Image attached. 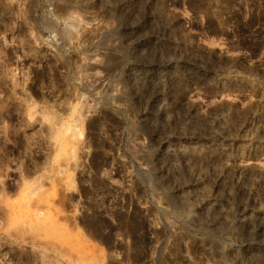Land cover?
<instances>
[{"label":"rangeland","instance_id":"rangeland-1","mask_svg":"<svg viewBox=\"0 0 264 264\" xmlns=\"http://www.w3.org/2000/svg\"><path fill=\"white\" fill-rule=\"evenodd\" d=\"M260 29L264 0H0V183L44 174L67 215L13 191L1 243L35 264H264ZM77 119L70 160L55 130Z\"/></svg>","mask_w":264,"mask_h":264},{"label":"bare ground","instance_id":"bare-ground-1","mask_svg":"<svg viewBox=\"0 0 264 264\" xmlns=\"http://www.w3.org/2000/svg\"><path fill=\"white\" fill-rule=\"evenodd\" d=\"M259 18L260 17L257 14L254 16L253 20H258ZM224 21L226 22V20H222L223 25L225 24ZM245 72H247L249 75H253V71L249 70V71H245ZM29 106L30 107L33 106V109L35 108L34 104H31ZM80 110H81V107L79 105H77V108H74L73 112L78 113V111H80ZM78 114L81 115L80 112ZM52 127H55V124L53 125V123H52ZM60 134L66 138V140H63V142H62L63 148L65 150L71 151L69 158H70V160H74V158H75L74 143L77 139H83V137H84L83 129H82V120H80V119L74 120L71 124L61 123L60 127L57 130H55V135H60ZM41 170H42V168H41ZM20 174H21V176H25V178L27 179V177L30 174H32V171L28 170L27 166H24V169L21 170ZM61 176L65 180L64 186L66 188H68L69 190L75 189L74 172L73 171L66 170V171H64L63 175H61ZM43 177H45L44 174L40 175L39 177L35 178L32 181H27V180H24V182L21 181L18 184H15L14 188H8L5 186V184L3 182H1L0 183V198L8 197L10 195V193L14 191V192L20 193L23 196H25L26 198H28L29 202H34L37 204H44L47 207H50V210H54L57 214L62 215V216L67 218V215L65 214L64 208L62 210H60L58 208H55L52 204V202L57 198L58 186L55 184H52L50 190H48V191H50V193H47L46 188L44 187L43 183L40 181L43 179ZM46 179H48V177H46ZM95 213H98L96 206H95ZM0 219H1V217H0ZM49 222L51 224L56 223V217H53L50 211H49ZM89 227H90V230H91L93 235L100 237V231H99V225L98 224H96L95 222H90ZM128 231L130 232V230H128ZM83 235H84L83 232L78 233L79 237H83ZM104 240L109 245V243H110L109 237H104ZM1 242L2 241H0V260L6 254H8L9 257H11V259L14 258V256L10 255V252L12 250L10 251L8 249L9 247L7 245L1 243ZM98 250H99L98 252L100 254V257L103 259L104 258L103 250L102 249H98ZM15 258L18 260H22L25 264H35L34 261H32L31 259H26V260L20 259L18 255H15Z\"/></svg>","mask_w":264,"mask_h":264},{"label":"flooded vegetation","instance_id":"flooded-vegetation-1","mask_svg":"<svg viewBox=\"0 0 264 264\" xmlns=\"http://www.w3.org/2000/svg\"><path fill=\"white\" fill-rule=\"evenodd\" d=\"M256 22H258V21H248V24L247 25H245V26H242V27H240V29H237L236 30V33H245V34H249V36H252V35H250V33H253V32H255L256 31V25H253V24H256ZM228 22H225V24H227ZM251 24V25H250ZM256 27V28H255ZM226 30V29H225ZM257 32L259 33L260 32V34H262V38H264V29H260V31L259 30H257ZM254 37H257V35H253ZM246 43L248 42V40H244ZM243 42V41H242ZM244 43V42H243ZM240 43H239V47H240ZM259 48V46H257V47H254V49L256 50V49H258ZM28 168V170H30L31 171V169L29 168V167H27ZM130 224V228H128L130 231L133 229V227H135V225H136V223H129ZM10 255L11 256H14V258H12L11 259V257L9 258V255L8 254H6L1 260H0V264H25L22 260H18V259H16L15 258V252H13V251H11L10 252ZM4 258H8L7 260H8V263H6L5 262V259Z\"/></svg>","mask_w":264,"mask_h":264}]
</instances>
